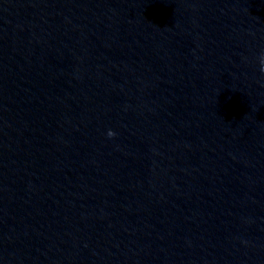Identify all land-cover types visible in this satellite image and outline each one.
Instances as JSON below:
<instances>
[{
	"label": "clouds",
	"instance_id": "9594fccd",
	"mask_svg": "<svg viewBox=\"0 0 264 264\" xmlns=\"http://www.w3.org/2000/svg\"><path fill=\"white\" fill-rule=\"evenodd\" d=\"M259 63L261 65V68H260L261 72H264V53L260 54ZM107 135H108L109 138H111V137H114L116 135V133L113 132L112 130H109Z\"/></svg>",
	"mask_w": 264,
	"mask_h": 264
}]
</instances>
